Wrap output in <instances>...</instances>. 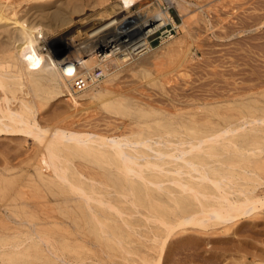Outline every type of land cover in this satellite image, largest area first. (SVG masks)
Here are the masks:
<instances>
[{
	"label": "bare ground",
	"instance_id": "6f19581e",
	"mask_svg": "<svg viewBox=\"0 0 264 264\" xmlns=\"http://www.w3.org/2000/svg\"><path fill=\"white\" fill-rule=\"evenodd\" d=\"M189 9L188 0H0V137L19 135L20 141L12 139L21 143L24 141L21 136L40 141L33 150L29 148V154L26 151L27 157L26 153H22V161L26 157V168L20 170L17 167L20 172L14 174V170L13 174H5L8 183L0 189L5 201L25 190L29 181L40 184L65 182L72 189H77V195L68 196L65 193L53 201L66 203L70 208H81L84 203L95 201L117 211L115 198L121 191L118 185L113 184L116 178V183L127 185L134 195L143 190L155 195L158 191H171L163 177L173 175L170 181L179 184L183 194L176 201L191 195L197 199L190 211L175 213L177 222L196 219L228 229L234 222L264 205V177L253 165L254 156H259L258 162H264V115L213 127L203 136H195L198 139L188 138L183 133L180 139L173 141L169 136L150 132L132 139L129 135L100 131L105 126L103 130L113 127L111 129L117 128V133L118 128L143 132L142 129L148 127L177 128L189 123L183 118V107L186 105H180L179 95H183L181 86L184 85L181 79L185 71L191 69L187 67L190 62L198 58L191 43L180 37L182 33L177 35L169 31L168 35L165 34L170 25L176 30L184 29L187 35L191 34L193 25H189L186 17L194 15L190 10L191 14L187 16ZM56 38L67 43L69 51L53 54L49 45ZM178 87L182 88L180 93ZM170 88L175 91L172 90L174 94L169 92ZM167 92L175 97L170 106L165 97L168 106L163 104V99L160 102L161 94ZM189 92L191 94V91H186L184 96L188 95L190 99ZM184 96L180 97L187 101ZM189 118L191 122L198 121L193 116ZM206 118L208 120L209 117ZM15 144L17 150L22 146ZM11 148L14 147L11 145ZM226 148L233 151L223 155L222 149ZM214 149L220 151L217 157L207 159L215 155L212 152ZM64 151L95 153L108 165L96 168L93 163L77 161L66 166L61 156ZM234 154L240 155L238 161L234 160ZM19 161L21 165V159ZM69 169L70 173H67ZM123 180L128 183H123ZM121 194L125 196V193ZM91 209L96 212L94 206ZM52 211V215L33 223L20 218L9 219L11 222L8 227L7 223L5 226L13 232L8 233L6 228L7 236H21L22 239L20 237L21 240H17L19 243L13 242L14 245L11 246L12 243L9 248H3L5 245L1 244L0 264L23 260L25 253L24 257L28 259V250L39 244L40 249H34L54 257L57 264L94 263H78L63 254L57 255L53 251L52 240L44 241V229L49 226L63 229V225L68 224L67 219L60 220ZM165 225L167 230L173 228L169 221ZM64 230L62 232L67 229ZM170 231L153 234V242L139 264H165V256L157 254L156 250L160 238H167ZM260 241L261 244L254 242V247L257 246L254 249L251 242L250 245L247 243L254 251L239 256L234 254L229 264H264V239Z\"/></svg>",
	"mask_w": 264,
	"mask_h": 264
},
{
	"label": "rangeland",
	"instance_id": "374dc122",
	"mask_svg": "<svg viewBox=\"0 0 264 264\" xmlns=\"http://www.w3.org/2000/svg\"><path fill=\"white\" fill-rule=\"evenodd\" d=\"M188 1L190 9L187 16L192 13L194 16L196 15L195 17L197 20H194V16L190 17L192 19L186 17L189 19V25H193V28H191V36L184 33V29L176 30V28L172 25L169 26L168 31L165 34L168 35L171 31L177 35L182 33L180 34V37L183 40L185 39L186 43H191L192 50H195V53H193L195 54V57L198 58H194L196 61L192 60L189 66H187L192 70H188L187 68V70L185 69V75L182 77V79H184H181L185 85V87H183L184 85L181 87L185 89L183 90L181 87H178L179 90L176 89L179 93L181 89L183 90H181V94L183 95H179L180 105L182 104V107L186 105L185 108L183 107V118L189 121V123L185 124L183 127L180 126L177 128L171 126L148 127L142 129L143 132L139 129L125 128L126 130L124 131V128H118V133L116 132L117 128L114 130L111 129L113 127H106L109 128L106 131L103 130L105 128V126H103L104 128L101 127V130L99 128L100 131H105L103 133L116 134L120 136L129 135L132 139H137V137L140 138L149 132V134L153 135H158V133H160L162 135L169 136L173 141L180 139L181 135L184 133V135L188 138L194 137L198 139L197 137H201L214 128L222 127L229 122H238L241 120L252 119L257 115H264V0ZM190 10L193 11L191 12ZM192 31L194 32L192 33ZM192 35H194L193 39L195 38L193 43V39L191 38ZM157 42H159V40ZM49 48H51L50 50L53 54L55 52L65 53L69 51V45L58 38H56L49 45ZM191 65H193V67H190ZM189 71H191V73ZM251 86L254 87L252 88ZM250 87L251 89H249ZM170 89L171 91L169 92H172L173 89ZM186 91H191V94L189 92L190 99L192 98L191 95H193V92L195 93L194 96L197 94V98H194L193 96L192 99L194 101L192 99L190 100L188 95L184 96ZM237 91H243L242 93L244 94L242 95V93H238ZM169 92H167L168 94H161L160 100L163 99V104L168 100L169 103H167L170 106V104L174 102L175 97L170 96L173 92L170 94ZM236 92L238 94H236ZM212 95L215 98H213ZM158 96L160 97V94ZM180 96H182V98L183 96L187 97V101L185 100L186 98L183 100ZM160 102H162V100ZM168 104L166 106H168ZM192 116L198 121L191 122V118L189 117ZM202 116L204 119H201ZM206 117H209L208 120H206ZM121 131L123 135L120 134ZM177 134H179V136ZM18 136L19 135H4L5 138L0 137V189L4 188V186L8 183V181L4 178L6 176L5 174H15L20 172L19 169L22 170L23 168H26L27 165L24 162L28 156L26 151H28L29 154L31 152L29 148L32 147L33 150L40 143V141H37L36 138L32 137L27 140L22 138L23 136H21V140L23 141L24 139V141L21 143L19 142L20 136ZM8 137L10 139H8ZM12 137L16 139L18 138L19 141L17 142L18 139L15 140L14 138L12 139ZM26 140L28 142H25ZM15 143H19L24 148L20 146L21 149L19 147V150H17L18 146ZM10 144L14 148H11ZM31 144L33 146H31ZM255 145L256 144H251V146ZM26 148L29 150H26ZM222 150L224 152L223 155L229 154L233 151L232 148ZM212 152H214L215 155L210 156L207 159L215 157L220 151L214 149ZM22 153H26V157H24L23 161ZM61 156L62 160L64 159L63 164L65 163L66 166H70L72 162L77 161H86L90 164L93 163L92 165L96 166V168L108 165L107 162H103V160H101L102 158L95 153H89L88 155L84 152L64 151V153L61 152ZM254 157L255 162L253 165L259 171L260 176L264 177V162H258L259 156ZM233 158L235 161H238L240 155L234 154ZM19 159L22 161L21 165L19 163ZM170 164L171 163H169V165ZM11 167H13V169ZM17 167L20 168L18 169ZM8 168H11V170ZM14 170L18 171L15 172ZM68 172L70 173V169L67 173ZM171 176L173 177V175ZM171 176L163 177L167 188L171 191H168L167 193L166 191H158L155 195H149L144 190L134 195V193L130 190V187L122 185V182L116 183V178L113 181V184L119 186V192L121 191V193H125V196L120 193L118 197L115 198V205L118 206L117 211L114 208H112L113 210L110 209L111 207L107 208V206H101V204L95 201L87 204L84 203L81 208H70L66 205V203L53 201L55 197H61L65 193H68V196L77 195V189H72L73 187H70L69 184H65V182H61V184H40L36 181L35 183H32L34 181H29L28 186H25L26 189L23 187L25 190L20 191V193H16L8 201H5L4 198L1 197L2 193L0 192V225H3L4 222L3 226L5 227L4 228L2 225V227L0 226V230L5 229L0 231V248H2L3 245H5L3 248H9L14 245L13 242L18 244L22 239L21 236H7V232H13L12 230L9 232L10 229L7 228L8 223H10L12 219L19 220L18 218H20L21 220L25 219L33 223L38 220H42L49 214L52 215V210L56 212L55 216L60 220L67 219L68 224L65 223L62 227L63 229L58 226H49V228L47 227L49 230L44 229V241L50 242L52 240L51 245L52 248L54 247L53 251L54 253L56 252L55 254L67 256L78 263L86 261L92 263L94 262L93 264H139L142 256L146 254V251L153 242V234L167 233L170 231L165 228L166 221L172 223L173 228L167 238H160L156 250L157 254L162 253L165 256V264H229L232 263L234 258L232 256H235L236 254L239 256L247 252L254 251L253 249L257 247H254V242L261 244L260 240L264 239V205H260V209H254L250 214L237 220L228 229H226L223 225H216L212 223L205 224L198 222L196 219L185 222H177L175 218L177 214L175 213L190 211V209L196 205L195 200L197 199L191 195L188 198L184 197L177 202L176 198L182 194L180 193L181 187L179 184L170 181ZM255 180L254 183H257ZM123 183L128 182L124 181ZM150 186H152V183ZM171 194H173V196H171ZM25 195H28L29 197H24ZM185 195L187 196L188 194L185 193ZM29 198L31 199L28 200ZM44 198L46 199L45 201H43ZM202 198L204 199V197ZM22 201H26L27 204H22ZM46 203H50L51 205H47ZM52 204L54 209L52 208ZM45 205L46 207L44 208ZM91 206L96 208L95 213L91 209ZM96 214H98V216ZM102 218L104 221H102ZM9 219L11 221H9ZM65 228L67 229L66 232L73 236H69L68 233L62 232V230L65 231ZM83 234H85V236ZM2 235L3 237H1ZM49 236L50 238H48ZM76 238H80L77 240L78 242L75 241ZM18 239L19 241H17ZM161 240L164 241L163 244H161ZM244 240L245 242H243ZM79 241H81V243ZM250 242L253 244L251 245L253 246V249L252 247L249 248L250 246L248 247ZM242 243H244L243 245H246V247L242 246ZM40 246V244L36 246L37 249H40ZM36 247H30L33 250H28L27 256L30 255L29 258L27 257L28 259L25 258V253L23 255V260L13 261L12 264H57L54 257L52 258L44 253L40 254L38 250L34 249ZM55 249H58V252ZM36 253L40 255L38 256ZM228 256H230V258ZM250 258H252L251 253ZM228 260L231 261L229 262Z\"/></svg>",
	"mask_w": 264,
	"mask_h": 264
}]
</instances>
